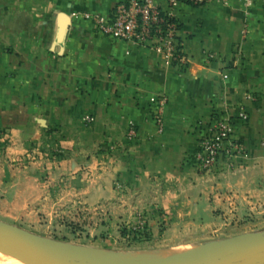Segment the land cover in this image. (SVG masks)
Wrapping results in <instances>:
<instances>
[{
  "label": "crops",
  "instance_id": "crops-1",
  "mask_svg": "<svg viewBox=\"0 0 264 264\" xmlns=\"http://www.w3.org/2000/svg\"><path fill=\"white\" fill-rule=\"evenodd\" d=\"M119 1L0 0V220L55 203L128 222L158 208L172 228L264 213V0L179 2L181 69L82 17ZM61 14L69 25L57 45ZM152 95L166 97L160 134ZM239 107L248 118L233 119L231 137L245 155L200 169L201 134Z\"/></svg>",
  "mask_w": 264,
  "mask_h": 264
},
{
  "label": "rangeland",
  "instance_id": "rangeland-1",
  "mask_svg": "<svg viewBox=\"0 0 264 264\" xmlns=\"http://www.w3.org/2000/svg\"><path fill=\"white\" fill-rule=\"evenodd\" d=\"M3 146L4 142H0V151ZM32 150L24 154L25 160H13L12 163L33 159L37 150ZM117 189H121L119 185ZM219 213L214 214L218 219L209 226L172 228L167 221L169 213L158 208L152 211L135 209L128 222L119 220L116 213L111 215L101 208L76 209L55 203L47 210L15 213L9 219L12 222H2L109 260L172 257L213 241L264 230V213L238 217L230 211L220 219ZM149 216L157 217L155 226L148 225Z\"/></svg>",
  "mask_w": 264,
  "mask_h": 264
},
{
  "label": "built area",
  "instance_id": "built-area-1",
  "mask_svg": "<svg viewBox=\"0 0 264 264\" xmlns=\"http://www.w3.org/2000/svg\"><path fill=\"white\" fill-rule=\"evenodd\" d=\"M181 1L202 5L211 0H120L109 14L85 12L82 17L89 20L101 34L153 51L160 56L164 65L181 69L188 62L187 55L177 42L178 21L174 8ZM215 1L225 3L227 0ZM243 4L249 7L252 0H243ZM150 102L154 105L153 120L160 134L164 131L166 97L152 95ZM234 118L246 121L248 115L243 107L237 108L235 116L219 115L210 121L201 134L194 154L200 169L211 170L221 153L229 159L245 155L241 144L231 137ZM134 135V125L130 123L127 137Z\"/></svg>",
  "mask_w": 264,
  "mask_h": 264
},
{
  "label": "water",
  "instance_id": "water-1",
  "mask_svg": "<svg viewBox=\"0 0 264 264\" xmlns=\"http://www.w3.org/2000/svg\"><path fill=\"white\" fill-rule=\"evenodd\" d=\"M68 25V17L61 14L57 45L61 44ZM0 244H9V253L25 255L34 264H264V230L213 241L195 250L155 260H109L2 221Z\"/></svg>",
  "mask_w": 264,
  "mask_h": 264
},
{
  "label": "bare ground",
  "instance_id": "bare-ground-1",
  "mask_svg": "<svg viewBox=\"0 0 264 264\" xmlns=\"http://www.w3.org/2000/svg\"><path fill=\"white\" fill-rule=\"evenodd\" d=\"M8 249L9 244H0V264H34L27 256L11 254Z\"/></svg>",
  "mask_w": 264,
  "mask_h": 264
}]
</instances>
